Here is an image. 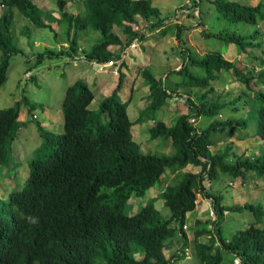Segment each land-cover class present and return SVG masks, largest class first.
<instances>
[{"label": "trees", "instance_id": "1", "mask_svg": "<svg viewBox=\"0 0 264 264\" xmlns=\"http://www.w3.org/2000/svg\"><path fill=\"white\" fill-rule=\"evenodd\" d=\"M71 1L76 0H57L60 15L57 23L48 22L46 11L32 0L0 1L5 8L0 14V87L8 80L11 58L22 54L12 36L13 9L33 26L55 33V37L63 31L62 49L39 54V62L44 58L64 56L73 58L76 64L87 61L104 65L112 61L115 65L109 69L113 74L116 71L114 75L119 79L117 84L109 83L107 92L110 96L101 101L96 111L90 107L97 92L101 96L105 93L100 90L105 83L95 79L92 88V84L80 79L70 85L62 103L64 132L61 134L44 130L40 120L29 115L30 124L37 121L44 143L36 151L37 156L31 159L32 175L25 190L13 191L5 202L0 200V220H7L0 222V264H20L13 262L16 251L24 252L20 257L31 264H178L184 258L183 251L190 246L183 226L187 215L199 208L196 205L199 195L211 200L217 214L216 220L196 219L193 243L199 264H221L222 249L237 255L244 264H264V228L256 227L258 222L238 231L230 239H224L218 227L226 211L249 210L256 217L260 213L262 218L264 209L260 207L259 212L254 205H224L219 194L207 190L203 178L204 173H209L215 180L220 172L241 178L243 183L247 182L246 175L251 172L264 178V149L257 158H252L247 155L249 147L241 152L238 148L240 142L247 144L250 138L264 144V90L259 86L264 84V72L252 77V70L241 73L240 67L217 54L203 59L189 53L188 58L181 61L183 67L179 72L186 73L189 65H193L205 68L209 76L201 80L199 75V78L192 75L188 83L212 86L220 72L226 70L233 73L244 88L229 104L210 100L208 91L187 93L190 113L178 116L174 124L168 125L164 120L146 114L160 111L167 105L171 96L167 92L169 89L150 69L141 70L139 75L150 87V103L146 111L142 110L132 121L128 102L120 98L127 68L123 55L134 42L146 39L150 30H161L167 19L151 0H79L84 11L78 14L66 10ZM210 1L231 23L258 26L259 21H264L263 4L251 7L240 5L238 0ZM181 28L180 32H183L184 28ZM88 30L101 35L90 48L81 45L86 39L81 34ZM261 36L262 32L257 28L250 35L235 33L227 43L232 42L246 52L249 46H262L258 43ZM209 37L221 39L223 33L209 34ZM119 62L121 64H117ZM256 80L258 83L252 84L251 81ZM26 100L25 97L8 110L0 111L1 164L8 161V146L17 138L19 129L29 127L28 122L20 121ZM225 108L230 109L232 115L223 120L219 116ZM32 112L33 106L28 109V113ZM243 112L246 116L240 117L239 113ZM201 116L214 121L197 132L191 119ZM152 120L151 140L171 142V149L175 148L172 155L144 153L142 145L135 140L133 126ZM225 129H229L231 135L239 129L248 131L246 135L239 134L240 142L235 149L230 145L232 148L227 146L225 153L213 152L215 141L211 135ZM200 167L202 172L198 175L195 171ZM168 170L176 175V179L160 197L170 210L169 218L162 217L152 203L133 215L125 213L130 200L144 197L161 182ZM252 179L256 180L255 177ZM28 216L38 218V223H29ZM69 223L71 233L66 259L60 260L57 238L63 226ZM210 225L213 227L209 228ZM204 236L208 243L201 241ZM216 239L220 241V247H216ZM170 251L167 257L166 253Z\"/></svg>", "mask_w": 264, "mask_h": 264}, {"label": "rangeland", "instance_id": "2", "mask_svg": "<svg viewBox=\"0 0 264 264\" xmlns=\"http://www.w3.org/2000/svg\"><path fill=\"white\" fill-rule=\"evenodd\" d=\"M1 1V0H0ZM42 10L46 11L47 21L57 23V19L60 17L58 13L57 0H32ZM155 7L159 8L162 17L171 22V19H175L178 16L179 11L182 8L191 10V17L185 12L179 17L181 24H175L173 26H184L181 34V46L178 47V38L174 36L175 28L173 26L168 27L165 30H150V34L141 42H138V47L135 50H128L126 56L127 68L125 71V86H131L133 83L134 72L144 69H150L152 74L158 78L163 79L164 85L175 92V94L196 92L201 90L202 92H210L209 99L218 100L221 104H229L240 93V90L244 88V84L239 82L235 75L222 70L220 72L219 79L212 82V86L195 85L188 83L187 80L192 75L203 80L209 73L205 68H193L189 65V69L186 73H180L177 66L182 63L179 59L186 60L190 53L194 58L205 59L210 54H217L222 56L225 60L235 62L238 64V56L242 59L243 63H239L241 73H245L248 70H252V77H257L258 74L264 72V41L261 47H251L247 49L248 53H243L240 46L232 43H227L228 38L233 34L238 35H250L253 34L258 28L262 33L264 32V21H259L258 26H254L247 23H231L226 21L222 14L217 10L216 6L210 0H151ZM202 1V2H200ZM240 3L246 4L247 1H253L257 4H264V0H239ZM198 2V6H197ZM190 3L195 5L194 10L191 8ZM200 6V7H199ZM4 7L0 4V14ZM66 10L70 13L78 14L84 11V6L81 1H71ZM14 15V27L12 29V36L15 44L22 51V54L14 55L10 60V66L8 69V80L4 86L0 87V111L8 110L16 105L23 98L26 97L25 104L22 106L21 112H25L26 108L32 109L33 114L39 117V122L43 123L44 130L48 132L61 133L63 129L62 122H57V127H52L51 123L48 124L44 119L49 113V110L57 111L62 107V102L66 94L67 88L80 79L89 81L93 86V81L99 79L102 83H106L107 80H112L114 83H118L119 79L111 73V69L104 68L103 65L97 63H91L87 61H78L74 64L71 57H54L44 58L42 62L38 61L39 54H43L48 51H59L62 49V40L64 39L63 31L60 32L59 37H55V33L49 29H41L37 26H33L30 21L22 16L17 9H13ZM198 13L200 17H195L194 14ZM167 24V23H166ZM54 26L57 28L56 24ZM118 33L119 31L116 30ZM203 32L208 34L223 33V38L218 39L215 37H209V35H203ZM86 36V39L81 41V45L90 48L95 45L100 39L101 35L95 31L88 30L81 34V37ZM89 36V38H87ZM262 38V37H260ZM181 49H184V53L181 54ZM257 57V58H255ZM179 58V59H178ZM231 58L235 60L232 61ZM263 61V62H262ZM255 62L260 69L255 71ZM244 70V71H243ZM134 71V72H133ZM27 73L32 75V78L27 77ZM139 77V76H138ZM144 78H141V89L138 93L135 91L134 100L137 102L134 109L129 112L131 120H134L139 116V107L144 109L147 104L141 102V96H143L147 89ZM252 84H257L258 81H251ZM260 88L264 90V84L260 83ZM193 87V88H192ZM246 88V87H245ZM211 90V91H210ZM145 92V93H144ZM148 92V91H147ZM130 96V91L126 93ZM192 95V94H191ZM110 96L109 93L101 96L99 92L96 93V98L91 104L90 109L92 111L98 110L100 103L103 99ZM121 98V97H120ZM28 104V105H27ZM167 105L160 111L154 113H147L155 117L156 120L167 121V124H174V120L177 116L182 115L183 112L189 114V107L187 103L175 102L170 103V107ZM139 106V107H138ZM61 110V108H60ZM230 109L225 108L222 110L220 119H226L231 117ZM62 111V110H61ZM59 112V110H58ZM181 113V114H180ZM60 114V113H59ZM239 115L246 116L243 113ZM21 122H24L25 118L20 115ZM239 117V118H240ZM58 118L62 119V115ZM214 119L208 116H201L197 118V127L201 130L206 129ZM36 120L32 121V124L25 130L18 132L17 139L8 146V161L9 168L15 172L18 177L28 175L30 168L29 160H32L37 156V150L43 146L44 139L38 131ZM64 122V118H63ZM141 126L140 124L134 125L135 128ZM151 123H145L139 130H135V140L142 145V151L144 153H157L158 155H172L175 152V148L171 149V142H165L162 139L151 140L149 127ZM133 127V129H134ZM21 128H23L21 126ZM248 130L239 129L230 134L229 129L222 130L218 134H212L211 138L215 141L213 152L225 153L227 146H235L239 144V134L246 135ZM249 147L247 155L257 158L259 153L264 149V144L261 141H256L255 138H250L247 144L240 142L239 152ZM233 149V151H235ZM236 152V151H235ZM36 154V155H35ZM195 170V169H194ZM1 177L4 174H8V169L5 168V172L1 170ZM168 170L164 175L160 183L151 188L144 197L132 198L128 203V207L125 209V213L133 215L138 212L142 207L148 203L154 204L156 209L161 213L165 219L169 218L170 210L165 205V200L160 196L162 191L167 189L169 184H172L176 175L171 174ZM168 174V175H167ZM219 177L211 181V191L219 194L224 199V205L232 207L234 205L244 206L245 204L256 206L260 212V207L264 209V181H261L259 175L251 172L246 175V183L244 184L241 178H235L228 174L219 173ZM252 177L257 179L258 183H255ZM233 183V185H231ZM24 183H18L17 178L9 181L8 187L11 191L22 190ZM204 204V203H202ZM258 212V213H259ZM201 213L199 207L194 212L187 215V222L191 223L194 216ZM217 217V214H216ZM256 223V227L264 228V217L261 218L260 213L258 216H254L249 210L243 211H230L228 214L220 220L218 227L220 228L221 236L224 239H230L240 230H245ZM71 223L63 226L62 234L57 238V251L59 259H66L67 240L71 233ZM209 228H212L210 226ZM189 239V238H188ZM207 239V238H206ZM191 245H193V238L189 239ZM208 241V239H207ZM171 242V241H170ZM174 242V240H173ZM181 242V238L179 243ZM171 254L167 252L169 257ZM222 261L221 264H234L236 256L231 252L222 249L221 250ZM140 259V256L137 257ZM199 260L193 258L192 260L179 261L178 264H199Z\"/></svg>", "mask_w": 264, "mask_h": 264}, {"label": "clouds", "instance_id": "3", "mask_svg": "<svg viewBox=\"0 0 264 264\" xmlns=\"http://www.w3.org/2000/svg\"><path fill=\"white\" fill-rule=\"evenodd\" d=\"M234 1V0H233ZM235 1H237V0H235ZM239 1V0H238ZM240 2V1H239ZM240 5H247V6H251V7H256L258 4L257 3H255V2H253V1H247L246 2V4H242V3H239ZM260 4H262V3H260ZM264 5V4H263ZM190 6H191V8L194 10V7H195V5H192L191 3H190ZM2 7H4V6H2ZM187 13L188 14V16H190L191 17V10H187V11H185V9L184 8H182L181 9V11H179V13H178V16H176L175 17V19H171V21H175V23L176 22H180L178 19H179V17H181L182 16V14L183 13ZM195 15V17H200L199 16V14L198 13H196V14H194ZM165 23H169L168 21H166ZM177 24V23H176ZM165 25V24H164ZM260 25V24H259ZM164 27V26H163ZM162 27V28H163ZM161 28V29H162ZM184 29H185V27H184ZM159 31V30H158ZM150 34V32H148V35ZM182 34V33H181ZM147 35V36H148ZM203 35H209L207 32H203ZM262 38H260L259 39V42L258 43H261L262 45H263V41H264V32L262 33V36H261ZM178 38V43H179V45H180V47H182L181 46V35H180V37H177ZM230 43H232V42H230ZM232 44H234V43H232ZM236 45V44H235ZM138 47V42H134L132 45H131V49L132 50H135L136 48ZM256 47H258V46H256ZM261 47V46H260ZM248 49V48H247ZM116 50V49H115ZM181 50H183V52H184V49H181ZM243 53H248L247 52V50H246V52H243ZM129 53L127 52V53H125L124 55H123V59H125V61H126V56L128 55ZM200 58H201V56H200ZM255 58H257V57H255ZM179 59V58H178ZM180 61H182L183 62V60L182 59H179ZM231 60L232 61H234L235 59L234 58H231ZM239 62H238V64L239 63H243L242 61V59H240V57L238 56V59H237ZM228 61V60H227ZM229 62H231V61H229ZM234 65H238V64H236L235 62H232ZM74 64L76 65V63L74 62ZM117 64H121V62H119V63H117ZM114 65H115V63L114 62H112V61H110V62H108V63H106V64H104L103 66H104V68H109V67H114ZM183 67V64H180V65H178L177 66V69H180L181 70V68ZM192 67L193 68H195V66H193L192 65ZM260 69L257 67V62H255V71L256 72H258ZM228 72V71H227ZM229 73H231V72H229ZM114 74H117V72L116 71H114ZM231 74H233V73H231ZM234 75V74H233ZM27 77L28 78H32V75L30 74V73H27ZM158 79V78H157ZM214 82V81H213ZM166 87V86H165ZM213 87V86H212ZM166 89H168L167 87H166ZM172 90H168L167 92H169V94L171 95L170 96V99H168V102H169V104H168V107H170V103H172L173 101H175V102H181V103H188L187 101H188V96H187V94L185 95L184 93H179V94H175V92L173 91V92H171ZM190 93H191V91H190ZM192 93H194V92H192ZM149 97V96H148ZM64 100V99H63ZM122 100V99H121ZM63 103V102H62ZM149 103H150V101H149ZM61 110H62V107H61ZM26 111H28V109L26 108V110H25V112ZM189 113H190V110H189ZM33 114V112L32 113H28L27 115L26 114H24L23 112H21V115H23V116H25V120H24V122H28V124H29V126L31 125L29 122H30V120H28V119H30V117H29V115H32ZM181 114V113H180ZM183 114H186V113H183ZM33 115H35L36 116V118H38L39 119V117L36 115V114H33ZM62 115H63V112H62ZM130 115V114H129ZM140 115V114H139ZM179 116V115H178ZM177 116V117H178ZM139 117V116H138ZM20 119H21V117H20ZM152 124H153V122L152 121H150ZM63 131L61 132V133H63L64 132V122H63ZM171 125V124H170ZM191 125H193V127H194V130H197V132H199V131H201V129H199L198 127H197V119H195V118H193V119H191ZM43 126H44V124L42 123V128H43ZM152 127V126H151ZM40 133V132H39ZM52 133H55V134H61V133H56V132H52ZM41 135V134H40ZM17 139V138H16ZM15 139V140H16ZM14 140V141H15ZM13 141V142H14ZM230 146V145H229ZM231 146H232V144H231ZM230 146V147H231ZM43 147V146H42ZM41 147V148H42ZM40 148V149H41ZM232 148V147H231ZM40 149H38V150H40ZM219 152V151H218ZM221 152V151H220ZM31 159H32V157H31ZM31 159L29 160V167L28 168H30V171H29V173H28V175H26V176H23V177H18V175L16 174V172H15V168L13 169V170H11L10 168H9V161H7L6 163H0V166H1V170L3 171V174H4V172H5V168H7L8 169V174H4L3 175V178L1 177V172H0V200L1 201H6V200H8V198L10 197V194L13 192V191H11L10 190V188L8 187V184H9V181L10 180H12V179H14V178H17V180H18V183H24V185H23V187H22V190H20V191H18V192H22V191H24L25 190V188H26V186H27V183L29 182V180H30V177H31V175H32V173H31ZM188 170H190V171H192L191 170V168H188ZM196 172V174H198V175H201V172H202V168L200 167L197 171H195ZM168 175V174H167ZM203 178H204V180H205V185H206V187H207V190L208 191H211V181H213L212 179H211V177H210V174L209 173H204L203 174ZM163 180V179H162ZM261 181H264V178H261ZM254 182L255 183H258L257 182V179L256 180H254ZM244 184H247L246 182H244ZM231 185H233V183H231ZM164 191H162V193H163ZM134 199H136V198H134ZM200 200H202V202H201V204H200ZM202 203H204V204H202ZM196 205H199V207L201 208V213L199 214V215H197L196 217L194 216V218H193V220H192V222H194V224H192V222L191 223H188L187 221H186V223L184 224V226H183V229L185 230V232H186V234H187V237H188V233L190 232V231H193L194 232V227H193V225H195V222H196V219H198V220H202V221H206V220H216L217 219V217H216V210H215V208H214V205H213V203L211 202V200H209V199H206L205 197H202L201 195H199L198 196V199H197V201H196ZM1 206V205H0ZM196 209H198V207H196ZM211 209H213L214 210V214H211ZM228 214V212L226 211V215ZM201 215H206V217H207V219H203V217L201 216ZM199 216V217H198ZM27 221L29 222V223H31V224H37L38 223V218H36V217H33V216H28L27 217ZM0 222H3V223H6L7 222V220H0ZM210 226H212L213 227V225H210ZM61 234H62V232L60 233V236H61ZM195 235V234H194ZM216 235V233L214 234V236ZM196 237V236H195ZM207 237L206 236H204V237H202L201 238V241H203V242H205V243H208V241H207V239H206ZM203 239H205L206 241H204ZM189 240V239H188ZM194 241H195V238H194ZM193 241V242H194ZM190 242V241H189ZM215 245H216V247H220L221 245H220V241H218L217 239H216V243H215ZM192 246H194V249L192 248ZM56 249H57V247H56ZM194 251L196 252V248H195V245L193 244V245H191V243H190V246L186 249V250H184L183 251V256H184V258L181 260V261H184V260H192L193 258H194ZM24 254V252H21V251H16V255L13 257V262H15L16 261V263H20V264H31L29 261H27L26 259H24V258H22V257H20L21 255H23ZM233 254V253H232ZM235 255V254H234ZM236 256V258H235V260H234V264H244L243 262H242V259H240L237 255H235ZM196 257L198 258V256H197V252H196ZM140 259H141V256H140ZM199 260V259H198ZM34 264H38V263H34Z\"/></svg>", "mask_w": 264, "mask_h": 264}, {"label": "crops", "instance_id": "4", "mask_svg": "<svg viewBox=\"0 0 264 264\" xmlns=\"http://www.w3.org/2000/svg\"><path fill=\"white\" fill-rule=\"evenodd\" d=\"M176 23H178V24H181L180 22H176ZM175 23V21H171V22H169V23H165V25H164V27L162 28V30H164V29H168V27H171V26H173V25H175L176 24ZM174 28H175V34H174V36L177 38V37H179L180 35H181V33H182V30H181V32H180V27H179V30H178V26H173ZM182 28H184V26L182 25ZM181 28V29H182ZM179 32H180V34H179ZM175 45H177L178 47H180V45H179V43H177V44H175ZM184 52H183V50H181V54H183ZM141 70H139V71H136V72H134V78H133V83L131 84V86H125L124 85V87L122 88V90H121V92H120V97H121V99L124 101V102H128V104H129V112H131V110L132 109H134V106L136 105V101L134 100V93H135V91H137L138 93H141L140 92V89H141V85H140V80H141V76L139 75V72H140ZM112 73V72H111ZM113 74V73H112ZM115 76V75H114ZM139 76V77H138ZM110 80H111V78L109 79V80H107V82L105 83V85L103 86V87H101V89L100 90H102L101 92H105V93H107V87H108V85H109V83H110ZM87 83L89 84V85H91V83L89 82V81H87ZM112 83H114V81L112 80ZM105 88H106V91H105ZM147 89V91H146V93L143 95V96H141V101H140V103L141 102H145L147 105L149 104V98H148V96H149V94H150V87L148 86V85H145V87H144V89ZM130 91V96H127L126 95V93H127V91ZM104 93V94H105ZM139 107V106H138ZM61 108V107H60ZM60 108L58 109L59 110V112H58V110L57 111H52V110H49V113L46 115V119H44V121H46L48 124H50L51 123V126L52 127H57V122L58 121H60V122H62V124H63V115H62V111L60 110ZM146 108H147V106L144 108V109H140V107H139V109L138 110H140L139 111V114L140 113H142L143 111H146ZM143 110V111H142ZM60 113V114H59ZM183 113H185V112H183ZM182 113V114H183ZM60 115H62V119L61 118H58L57 119V117H59ZM22 118H25V116H23L22 115ZM138 118V117H137ZM137 118H135L134 120H136ZM134 120H132V121H134ZM164 121H165V119H164ZM148 122H150V121H147V123ZM152 122H153V120H152ZM166 123H167V121H165ZM151 123V122H150ZM145 124V123H144ZM138 125V124H137ZM141 126H139L138 128H135L134 126V129H133V134H134V136H135V130H139L142 126H143V124H140ZM168 125H170V124H168ZM151 126H153V124L151 123ZM151 126L149 127V129L151 128ZM63 131V129L61 130V132ZM202 217H203V219H207V217H206V215H201ZM196 217V216H195ZM199 217V216H198ZM205 221V220H204ZM192 224H194V222H192ZM195 225H193V227H194ZM188 238L189 239H191V238H193V240H194V238H195V235H194V232L193 231H190L189 233H188ZM204 241H206L205 239H203ZM192 248L194 249V246H192ZM194 258H196V259H198L197 257H196V252L194 251Z\"/></svg>", "mask_w": 264, "mask_h": 264}, {"label": "built area", "instance_id": "5", "mask_svg": "<svg viewBox=\"0 0 264 264\" xmlns=\"http://www.w3.org/2000/svg\"><path fill=\"white\" fill-rule=\"evenodd\" d=\"M211 214H214V210L213 209H211Z\"/></svg>", "mask_w": 264, "mask_h": 264}]
</instances>
